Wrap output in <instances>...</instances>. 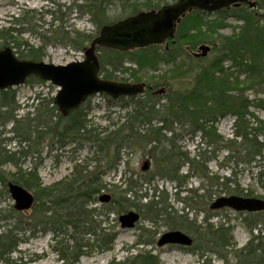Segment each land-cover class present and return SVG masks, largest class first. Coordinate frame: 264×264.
<instances>
[{"label":"trees","instance_id":"obj_1","mask_svg":"<svg viewBox=\"0 0 264 264\" xmlns=\"http://www.w3.org/2000/svg\"><path fill=\"white\" fill-rule=\"evenodd\" d=\"M46 1L53 8H47V4L39 12L21 9L16 16L11 15L9 25L0 27V49L10 47L19 59L33 62L45 57L48 46L83 53L103 25L141 11L158 10L176 0ZM252 1L256 10L264 7V0ZM111 11L117 13L113 18ZM230 12L239 25L226 23ZM72 14L87 16L95 32L67 29ZM210 15L195 9L186 13L163 46L131 51L95 47L101 79L145 85L142 95L131 98L111 100L103 96L110 103H119L122 111L114 118L106 115V126L88 119L87 101L62 116L53 98L38 93L26 106L27 111L19 115L25 107L21 109L15 103L14 91H0V185L6 195L7 183L12 182L33 196L32 212L25 220L20 219L21 212L0 210V264L14 263L11 255L26 241L27 232L31 236L36 231L49 233L61 264H77L94 251H111L117 232L105 226L106 217L129 211L151 226L138 227L140 234L131 248L155 245L159 227H166L191 237L188 249L197 256L198 264H212V258L220 264H264V211L238 213L248 240L237 248L229 219L218 218V212L209 209V200L215 194L264 197H255L252 190L240 189L235 180L211 174L207 168L215 152L224 149L223 161L241 165L264 187V122L249 111L250 107L264 110V23L256 12L244 7L220 10L212 19ZM226 27L231 29L230 34L220 32ZM24 34L35 36L40 44L31 45L22 37ZM204 47L214 54L213 58L200 55L199 49ZM26 83L44 84L35 77H29ZM226 116L233 118L230 139L221 136L216 126ZM8 124L11 126L6 130ZM181 132L200 134L193 155L176 145ZM42 143L59 149L72 144L73 150L89 144L90 156L74 160L66 177L45 186L37 165H22ZM207 148H212L209 153ZM132 150L145 153L152 161L153 170L139 180L124 178L117 187L103 183L96 166L88 171L93 161L106 162L109 170L116 171L123 153ZM184 167L186 172L182 174ZM156 177L175 183L172 198L183 204L180 214L170 204L168 194L153 185ZM192 178L199 179L200 184L186 190ZM107 186L113 197L108 205L96 208L93 205L100 193L109 189ZM183 192L187 193L185 197H181ZM185 209L201 214L199 224L197 218L188 219ZM212 218L217 221L210 222ZM108 264L161 262L151 251H140Z\"/></svg>","mask_w":264,"mask_h":264},{"label":"rangeland","instance_id":"obj_2","mask_svg":"<svg viewBox=\"0 0 264 264\" xmlns=\"http://www.w3.org/2000/svg\"><path fill=\"white\" fill-rule=\"evenodd\" d=\"M253 2L252 0H248ZM60 3H68L67 0H60ZM48 4V5H47ZM48 6L47 8H53L51 2H47L46 0H0V27H6L9 25L11 15L18 14L19 10H29L34 9L42 11L44 6ZM243 7V6H242ZM240 8L230 7L226 10H238ZM245 10H253L262 18L264 23V7L262 9H251L248 6H244ZM117 13L115 11L110 12V17L113 18ZM215 14V13H214ZM211 13L209 19H212L216 15ZM218 17V16H217ZM226 23L233 25H239L240 22L235 20V16L233 13H229L227 15ZM69 21L67 23V29H74L76 31L93 34L96 30V27L92 25L87 16L78 17L72 14L69 17ZM45 20L48 22L49 17H46ZM222 34H230L231 29L226 27L225 29L220 30ZM26 39L31 45L38 46L40 43L35 36L30 34H24L22 36ZM163 46V44H162ZM202 52V51H201ZM45 57L42 58V62L46 64L53 65H66L70 62L80 61L84 59V55L82 52L73 51L71 48L62 47V46H48L46 48ZM203 55L205 58L211 59L214 57V54L211 52H205ZM127 66L134 67V65L126 62ZM9 89V88H8ZM14 91V100L15 103L20 106L24 111H19V115H23L27 110L26 106L31 104L33 99H35L36 94L42 93L46 97L53 98L56 88L49 83L44 84H27L26 82L23 85L16 86L10 88ZM249 98H253L252 95ZM35 101V100H34ZM33 101V102H34ZM88 104V119L95 125L98 126H106L107 121H105L106 115H111V117H115L116 113H122L119 109V103H110L106 98L100 95H94L87 100ZM249 111L252 112L259 120L264 122V110L256 109L254 107H250ZM232 123L233 118L231 116H226L219 121L216 125L218 133L224 138H232ZM10 124L7 125L6 130L10 128ZM169 136V134H167ZM199 133L181 132V136L176 139V145H178L183 151L189 152L191 155L194 154L196 142L199 140ZM43 144V143H42ZM37 148V152L32 158H28L23 161V168H28L30 165L34 164L38 166V175L43 183V185L48 186L54 182L61 180L66 177L71 169L73 161L77 162L82 161L85 157L90 156V148L89 144L83 145L81 148L77 150H73L74 145L69 144L64 147V149H59L57 145H54L52 148H49L46 145H42ZM13 148V145H10ZM212 148H207V152L211 151ZM209 155V154H208ZM215 159H212L208 164L207 168L211 174H216L219 176L229 177L235 180L240 189H250L253 191L255 197H264V187H261L260 182H257L255 177H251L250 174L239 164L235 165L232 162L223 161L226 150L219 149L215 152ZM144 162L148 163V169L145 171L141 170ZM97 164V165H96ZM106 162H96L93 161L89 164L88 171H91L96 166V171L99 174V179L105 184H114L115 186H120L122 180L124 178H132L133 180H139L146 174L150 173L153 170L152 161L148 155L139 151H125L122 155L121 163L118 166L117 170H109L108 166H106ZM264 164V163H263ZM186 172V167H184L181 171L182 174ZM255 172V170H254ZM235 174V175H233ZM200 184V180L196 178H192L188 181L186 185V190L195 189ZM153 185H156L158 189L164 190L169 198L170 204L173 206L174 210L178 211L179 214L183 208L182 203L174 202L172 198V194L174 192L175 183L155 178L153 180ZM124 186V185H123ZM109 189L106 191H102L101 195H109L110 199L113 197L112 190H110V186H107ZM145 188V185H143ZM123 188V187H122ZM119 189V188H118ZM117 189V190H118ZM120 190V189H119ZM203 194L202 191H199V195ZM187 195L186 192L181 194V197H185ZM98 196V198H99ZM224 196V194H215L209 203L214 201L216 198ZM144 202V200H143ZM108 203H100L97 202L95 205L96 208H101L103 205H108ZM13 201L9 197V195L4 194L3 187L0 185V210H15L13 209ZM203 208V206H201ZM218 212V218L224 217L229 219L230 225L233 227V239L237 248H241L244 246L248 240V233L244 230L241 224V219L238 216L237 212H234L230 209H221L215 210ZM32 210L28 209L25 211H21L20 219L25 220L30 216ZM197 212V211H196ZM184 213L188 216V219L197 218L196 223L199 224L201 221V214H197L192 212L191 210L185 209ZM105 226L113 227L117 232L116 239L113 244V248L111 251L107 252H97L94 251L89 255L83 256L79 259L77 264H108L112 259L115 261H122L127 256H134L140 251H151L152 254L158 256L161 264H198L197 256L190 251L188 248L178 247V246H170L166 245L163 247H158L156 244L152 246H135L138 234H140L139 226H143L144 228L149 229L151 226L147 222H143L141 219L139 222L135 224L133 229H121L118 223V215L110 214L106 217ZM217 221L216 218H212L210 222L215 223ZM168 231L166 227H159L158 234H156L155 239ZM24 237L26 241L21 243L17 249V252L11 255V260L14 262L13 264H61L60 261L57 260V255L53 252L52 249V241L51 235L49 233L42 234L40 231H36L33 236L29 235V232L25 233ZM212 264H220L219 261L212 258Z\"/></svg>","mask_w":264,"mask_h":264},{"label":"water","instance_id":"obj_3","mask_svg":"<svg viewBox=\"0 0 264 264\" xmlns=\"http://www.w3.org/2000/svg\"><path fill=\"white\" fill-rule=\"evenodd\" d=\"M245 3L249 8L255 4L248 0H177L163 5L158 10L141 11L115 23L101 27L99 34L84 52V59L66 65H53L44 62H33L18 59L9 47L0 49V91L23 85L33 76L43 82L50 83L57 91L53 104L62 116L76 110L87 98L104 95L116 100L121 97L131 98L142 95L144 84H129L103 80L99 77V64L95 47H103L116 51H131L151 45H161L174 35L175 26L184 15L192 9L204 12H216L230 5L238 6ZM205 49L202 56L207 52ZM144 162L142 171L147 170ZM7 189L17 211L28 210L33 203V196L24 188L8 183ZM109 195L99 197L100 203H108ZM211 210L229 208L236 212L264 211V200L252 197L222 196L215 199L209 206ZM139 221L134 211L118 216L121 229H132ZM191 238L181 231L163 233L157 246L178 245L190 246Z\"/></svg>","mask_w":264,"mask_h":264},{"label":"bare ground","instance_id":"obj_4","mask_svg":"<svg viewBox=\"0 0 264 264\" xmlns=\"http://www.w3.org/2000/svg\"><path fill=\"white\" fill-rule=\"evenodd\" d=\"M231 7V5L230 6H228V7H225V8H222V10H226V9H228V8H230ZM218 11H220V10H218ZM217 11V12H218ZM205 49H208V48H206V47H204V48H202V49H199V50H201L202 52L205 50ZM208 51H209V49H208ZM207 51V52H208ZM202 52H200V55H202ZM196 55H198V54H196ZM9 183H12V182H9ZM8 184V183H7ZM13 184V183H12ZM27 191V190H26ZM30 193V192H29ZM31 194V193H30ZM32 195V194H31Z\"/></svg>","mask_w":264,"mask_h":264},{"label":"flooded vegetation","instance_id":"obj_5","mask_svg":"<svg viewBox=\"0 0 264 264\" xmlns=\"http://www.w3.org/2000/svg\"><path fill=\"white\" fill-rule=\"evenodd\" d=\"M244 7V6H248L247 4H245V3H241V4H239L238 6H234V5H231V7H233V8H240V7ZM252 9V8H251Z\"/></svg>","mask_w":264,"mask_h":264}]
</instances>
